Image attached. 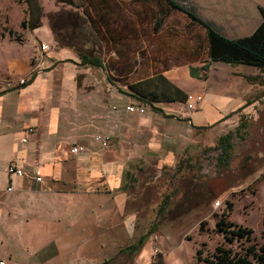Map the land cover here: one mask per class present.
Returning a JSON list of instances; mask_svg holds the SVG:
<instances>
[{"label":"crops","instance_id":"crops-1","mask_svg":"<svg viewBox=\"0 0 264 264\" xmlns=\"http://www.w3.org/2000/svg\"><path fill=\"white\" fill-rule=\"evenodd\" d=\"M44 4L46 14L30 29V38L12 39L0 24L1 37L11 41L0 59V258L4 264H129L103 257L106 250L100 240V235L110 234L115 240L111 249L119 253V224L129 219L127 189L133 172L129 165L152 154L166 159L162 147L173 158L172 149H191L212 140L202 131L218 126L213 135L217 141L241 120L255 118L264 100V66L210 59L207 27L189 12L236 38L255 29L264 0H44ZM39 41L49 48L39 69L30 74ZM85 54L98 56L107 70L101 72L99 65L95 66L100 73L80 70L76 62ZM108 62H129V84L143 81L146 86V80L162 75L187 95L200 98L193 108L183 101L188 110L184 118L170 114L176 120L173 125L172 119L160 117L164 110L147 114L137 104L141 110L130 127L137 129L134 134L141 133L147 148L121 149L118 143L129 140V123L113 128L110 121L115 116L102 111L116 89L107 83V74L114 75L116 67ZM8 75L26 76L27 81L7 87L3 79ZM187 82L199 86L189 91L181 87ZM100 84L105 85L102 101H87ZM158 101H169L164 105L173 109L181 100L150 105L157 108ZM87 124L104 129L114 143L108 140L103 145L92 138ZM73 146L84 148L75 151ZM11 162L23 166L22 175L7 171ZM104 211L109 216L100 222L97 215ZM89 223L98 247L85 242L65 250L61 240L74 231L77 237L84 236Z\"/></svg>","mask_w":264,"mask_h":264},{"label":"rangeland","instance_id":"rangeland-1","mask_svg":"<svg viewBox=\"0 0 264 264\" xmlns=\"http://www.w3.org/2000/svg\"><path fill=\"white\" fill-rule=\"evenodd\" d=\"M40 8L43 9L40 18L42 19L46 14L44 0H0V24H4L2 29L6 30L12 39L22 40L25 36L30 38L31 27L27 25L28 21L31 16L40 12ZM10 42L0 35V59L4 57V49H8ZM78 56L81 58V55ZM76 65L83 71L92 68L99 72L95 64L76 62ZM107 65L116 66L115 76L111 75L107 83L111 87H116L117 90L112 88L111 98L106 102V107L104 106L102 111L103 113L110 111L112 116H115L114 120L110 121L113 128L119 123H129V140L118 143L119 148L142 152L147 148V141L142 140L141 133L134 134L137 130L135 127L134 129L130 127L138 109L130 110L126 107L127 104H133L135 107L137 104H142L145 109L144 113L147 114H157L160 110H164L167 114L163 111L164 114L160 116L162 119L170 118V114H175V118H184L183 112L188 109L183 101L176 102L177 106L173 109L164 105L169 101H158L155 103L157 107L155 108L150 103L137 99L136 95L130 92L125 93L124 90L128 89L129 84V62H121L117 65L108 62ZM249 68L255 70V66H249ZM100 70L105 72V68L101 65ZM104 86V84L97 85L95 91L88 95L87 101H102L100 94ZM198 86V83L187 82L181 87L191 91ZM85 112L89 118L91 109ZM259 113L261 114L260 120L264 123V100L259 102L255 118L259 117ZM255 118L247 117L243 120L248 127L244 129V132H240L243 138L234 135L232 157L226 167L216 166L218 149L214 147L216 141L213 135L217 134L218 126L213 130L204 129L202 131L203 136L212 135V140H202L198 142V147H191V149H172L176 155L175 162L172 166L162 167L160 171H155L156 155L152 154L141 162L135 159L136 163L129 165L133 168V172H129V189H127L129 190V212H133L134 215L129 216V219L122 225L119 224L121 229L118 230V242L121 246L136 242L141 234L149 231L147 238L136 252L126 253L128 250L125 248L116 255L114 249H111L115 242L114 238L108 233L102 234L100 240L106 250L105 255L102 254V256L114 259L116 255L115 261L127 260L129 264H152L158 257L162 258L163 264H192L196 261L199 248L201 254L205 255L212 252L216 244L223 240L222 234L216 229V221L220 217L252 227V241L263 244L264 128L260 127L259 118L254 121ZM98 120L96 119V125L99 124ZM170 123L173 125L176 120L172 119ZM150 126L152 127L151 123ZM87 129L93 133L92 138L95 134L104 131L102 128L99 129L89 124H87ZM151 137L154 136L151 134ZM109 143L112 144L114 141L111 139ZM163 143L162 141V145ZM161 150L162 154H172L167 151L166 147H162ZM239 153L241 154L238 156ZM189 155L192 158H189ZM241 155L249 157L245 163V170L239 171L237 176L233 175L228 178L226 172L238 165L242 160ZM251 158L252 160H249ZM128 162L133 163L130 160ZM138 164L141 165L140 168L136 167ZM244 172L248 174L243 176ZM226 176L227 180L230 179L229 182ZM206 182L209 190L203 193L201 189H198V193L191 195L192 199H196L197 202L192 200L189 206L186 201L189 195L195 192L196 183L205 188ZM162 202L165 209L158 212L157 207ZM108 216L109 213L104 211L98 214L96 219L104 222ZM85 233L84 236L77 237L75 231L71 232L60 243L66 246L65 250L67 247L73 250L77 243L87 242L88 245H94L93 241L98 239H95V230L91 223ZM45 240L47 241L48 238ZM1 255L7 258L5 253Z\"/></svg>","mask_w":264,"mask_h":264},{"label":"trees","instance_id":"trees-1","mask_svg":"<svg viewBox=\"0 0 264 264\" xmlns=\"http://www.w3.org/2000/svg\"><path fill=\"white\" fill-rule=\"evenodd\" d=\"M42 10L43 9L40 8L39 13H36L33 17L31 16L30 21H28L27 24L29 27L32 28L41 23L40 18L43 14ZM259 10L261 20L255 29L248 35L236 38L225 36L212 27L206 20L193 12L189 13L193 18L197 19L207 27L210 59L224 60L228 62H245L263 67L264 6L260 5ZM22 23L24 24V20ZM82 62L99 66L101 65L107 70L106 65L102 64L98 56L85 54L82 57ZM207 66L208 64L205 63L204 68ZM107 76L110 79V75L107 74ZM155 78L156 79L151 78L146 80V86H143V81L132 82L128 84V89H131L134 92L132 94L136 95L138 99L149 100L152 106L153 101L156 100L178 99L185 101L187 99L188 95L184 90L167 81L162 75H157ZM150 81L152 83H150ZM258 118L260 120V113L259 117L255 118L254 121H257ZM260 124V127L264 128V123L261 120ZM247 128V123L241 120L234 130H230L218 138L214 147L219 150V153L216 156L217 164L219 166L224 167L229 164L233 151V137L234 135H237L243 138L240 132H244V129L246 130ZM246 132L247 131H245V133ZM180 161L181 160H179V162ZM247 174L248 173L244 172L243 176ZM229 181L230 179L227 180V182ZM164 209L165 206L162 203L157 207L158 212L164 211ZM216 229L222 234L223 240L216 244L213 251L208 254L202 255L201 249L199 248L197 250L196 261L192 264H264V243L257 244L255 241H252V227L235 223L234 221L225 220L224 217H220L216 221ZM148 232L149 231L141 234L136 242L122 246L119 245L121 248L119 252H122L125 248L128 250L126 253L136 252L147 238ZM262 235L264 237V228L262 229ZM93 244L92 247L95 246L97 248L99 241H93ZM152 264H163L162 258H156Z\"/></svg>","mask_w":264,"mask_h":264},{"label":"built area","instance_id":"built-area-1","mask_svg":"<svg viewBox=\"0 0 264 264\" xmlns=\"http://www.w3.org/2000/svg\"><path fill=\"white\" fill-rule=\"evenodd\" d=\"M39 54L37 56L36 62L35 64L32 66V68L30 69V74H32L34 71H36L37 69H39L40 65H41V61H42V55L44 53V51L46 49L49 48V44L45 41H39ZM27 81V77L26 76H14V75H8L3 79V82L5 83V85L7 87H11L17 84H23ZM200 98L199 94H193V95H188L187 97V106L189 108H193L195 106V102ZM127 108L130 110H134V109H138L141 110V107L139 105H137L136 107L133 104H129L127 105ZM32 127H29V130H31ZM95 139L99 140L103 145H105L107 143V141L109 140V134L106 132L103 133H97L94 135ZM26 137L23 138V140H25ZM83 146H73V150H79V149H83ZM7 171L11 174H15L17 176H20L23 174L24 172V168L21 165H18L16 163H9L7 166ZM36 178L37 179H41V174L39 171H36ZM8 189L11 188V185H9L7 187ZM0 264H4V259L0 258Z\"/></svg>","mask_w":264,"mask_h":264},{"label":"flooded vegetation","instance_id":"flooded-vegetation-1","mask_svg":"<svg viewBox=\"0 0 264 264\" xmlns=\"http://www.w3.org/2000/svg\"><path fill=\"white\" fill-rule=\"evenodd\" d=\"M53 23V22H52ZM52 27H53V30H54V32H55V35L56 36H58V33H57V29L53 26V24H52ZM171 152V151H170ZM218 153H219V150H218V152H217V154H216V156L218 155ZM241 153H239L238 154V156L240 155ZM169 155H170V153H169ZM168 154L166 155V159H164V160H159V158H157L156 157V161H155V171H160L161 169H162V167H165V166H172L173 165V163L175 162V158H176V155H173V158H171L170 156H169ZM189 158H192V156L191 155H189L188 156ZM241 158H242V160H240L239 161V163H238V165L237 166H235V167H233L232 169H231V171H229V172H226V173H228V178H231L233 175H238V172L239 171H244L245 170V167H246V162L248 161L247 159L249 158H246V156L245 155H241ZM253 158H255L254 160H256V157L254 156ZM249 160H252V158L251 159H249ZM216 166H218V164H217V160H216ZM220 167H222V166H220ZM224 167H226V166H224ZM242 167H243V169H242ZM221 175H223V174H221ZM227 176H226V180H227ZM196 187L197 188H195V192H192L190 195H189V197L187 198V204L190 206L191 205V201L192 200H194L195 202H197V200L196 199H192V197H191V195L193 194V193H198V189H201V191L204 193L205 192V190H209V187H208V183L206 182L205 183V188L203 187V186H199L197 183H196ZM202 185V184H201ZM204 185V184H203ZM205 195V194H204ZM196 196H198V194H196ZM162 204L164 205V203L162 202ZM160 205V204H159ZM165 206V205H164ZM127 207L129 208V204L127 205ZM132 215V217H133V212H129V216H131ZM126 220H124V222H125ZM123 222V223H124ZM118 254V253H117ZM113 260H115V259H113Z\"/></svg>","mask_w":264,"mask_h":264}]
</instances>
